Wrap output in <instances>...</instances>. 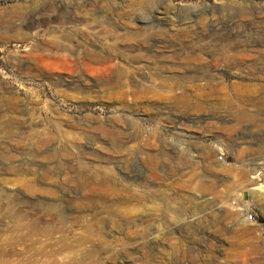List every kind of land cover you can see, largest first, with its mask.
I'll return each instance as SVG.
<instances>
[{"label": "rangeland", "instance_id": "1", "mask_svg": "<svg viewBox=\"0 0 264 264\" xmlns=\"http://www.w3.org/2000/svg\"><path fill=\"white\" fill-rule=\"evenodd\" d=\"M0 264H264V0H0Z\"/></svg>", "mask_w": 264, "mask_h": 264}, {"label": "bare ground", "instance_id": "2", "mask_svg": "<svg viewBox=\"0 0 264 264\" xmlns=\"http://www.w3.org/2000/svg\"><path fill=\"white\" fill-rule=\"evenodd\" d=\"M79 14V13H78ZM90 14H92V13H90ZM80 15H81V13H80ZM84 16V15H83ZM79 17V16H78ZM89 18V17H88ZM103 18V17H102ZM70 19V18H69ZM72 19V18H71ZM72 20H75V21H77L78 19L76 18V17H74ZM89 20H90V18H89ZM94 22H88V24H95L96 23V21L95 20H93ZM189 28H191V27H189ZM209 28V30H215L216 28H217V26L216 25H210V27H208ZM180 33H182V34H184L185 35V33H187L188 34V29L186 28V27H184V28H180ZM179 33V32H178ZM179 33V34H180ZM181 35V34H180ZM47 45V44H46ZM53 46V45H52ZM52 46H49V47H52ZM55 47H56V50H55V52H57V51H61L62 50V47H61V45H55ZM54 47V48H55ZM231 49V48H230ZM47 50V49H46ZM223 51V50H222ZM235 51V50H234ZM45 52V51H44ZM55 52L53 51V53H54V55H55ZM110 52V51H109ZM112 52V51H111ZM47 53H48V57L51 55V50L50 49H48L47 50ZM46 53V54H47ZM52 53V54H53ZM59 53V52H58ZM53 55V56H54ZM89 55V54H88ZM55 58V57H54ZM87 58H88V60H91V61H100L101 59H104V58H101V56H99L98 54H90V56H87ZM228 59V58H227ZM52 60V59H51ZM193 61H195V62H199L200 60H202V58H201V56H199V55H196L193 59H192ZM90 61V62H91ZM104 61V60H103ZM106 62V61H105ZM258 77V76H257ZM177 100V102H182L180 99H175V101ZM260 186H263V185H260Z\"/></svg>", "mask_w": 264, "mask_h": 264}, {"label": "built area", "instance_id": "3", "mask_svg": "<svg viewBox=\"0 0 264 264\" xmlns=\"http://www.w3.org/2000/svg\"><path fill=\"white\" fill-rule=\"evenodd\" d=\"M219 159H222L221 156L218 157ZM244 214V220L248 223H255L256 222V216L255 212L253 210L246 209L245 206L241 209Z\"/></svg>", "mask_w": 264, "mask_h": 264}]
</instances>
